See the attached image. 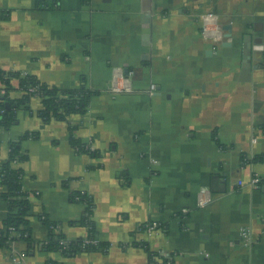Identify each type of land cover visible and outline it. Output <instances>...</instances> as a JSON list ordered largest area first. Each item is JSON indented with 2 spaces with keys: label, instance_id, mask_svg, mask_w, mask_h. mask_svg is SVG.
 <instances>
[{
  "label": "crops",
  "instance_id": "obj_1",
  "mask_svg": "<svg viewBox=\"0 0 264 264\" xmlns=\"http://www.w3.org/2000/svg\"><path fill=\"white\" fill-rule=\"evenodd\" d=\"M205 13L216 41L201 30ZM0 69L97 91L65 121H44L32 97L0 124V163L7 141L35 133L14 164L34 239L48 237L42 216L69 240L86 236L85 207L70 200L81 191L109 243L66 257L16 242L0 264H264V0H0ZM118 71L129 89L114 93ZM71 134L97 153L75 151ZM6 211L0 199V225Z\"/></svg>",
  "mask_w": 264,
  "mask_h": 264
},
{
  "label": "trees",
  "instance_id": "obj_2",
  "mask_svg": "<svg viewBox=\"0 0 264 264\" xmlns=\"http://www.w3.org/2000/svg\"><path fill=\"white\" fill-rule=\"evenodd\" d=\"M41 4V3H40ZM44 5V2L42 3ZM46 7L50 5L46 2ZM13 80L17 81L14 86ZM33 90L30 91L29 89ZM14 90L19 91L18 96H12ZM97 91L89 90L84 85L78 89H61L54 85H48L31 74H22L17 71H4L0 69V124L4 129H9L16 122V113L20 109L29 110L32 97L38 96L41 100V108L36 114L44 121L57 119L65 121L69 116L83 115L87 112L92 97ZM77 125H70L72 132ZM35 133H25L17 140L7 141V153L0 163V199L7 204L5 217L0 225V248L10 247L16 242H23L27 249L41 247L46 252L59 251L63 256H74L80 251H95L108 249L109 243L100 241L96 235L95 224L91 218L93 201L91 197L81 191L70 194V200L81 203L85 207V215L79 220L81 226L87 228L85 237L69 240L66 236L56 231L58 225L42 216L41 220L48 228V237L40 242L34 239L32 228L28 220L30 202L28 193L22 187L21 168L14 166L27 159V154L21 149V141L27 138H35ZM70 144L77 152H85L91 155L97 153L90 144L83 143L79 138L70 136ZM1 151V141H0ZM88 239L89 242L85 240ZM148 250L153 259L154 252ZM45 264H58L52 259L46 260Z\"/></svg>",
  "mask_w": 264,
  "mask_h": 264
},
{
  "label": "built area",
  "instance_id": "obj_3",
  "mask_svg": "<svg viewBox=\"0 0 264 264\" xmlns=\"http://www.w3.org/2000/svg\"><path fill=\"white\" fill-rule=\"evenodd\" d=\"M201 20H202V24H201V30L203 32V35L207 36V37H211V39L213 41H216L219 35V27L217 24V20H216V16L213 15L212 13H205L201 16ZM210 32H212V34H209ZM211 35V36H210ZM256 49H260L259 46L255 47ZM120 72L118 71L117 76H115L114 81H113V85H112V92L116 93V92H121L123 90H127L129 89L128 85L124 84H119L118 83V76H119ZM155 88L154 84H150L148 91L151 92L153 91ZM30 91H32L33 89L30 88ZM261 182L260 177L258 176H253L250 179V186L251 187H257L259 185V183ZM209 199V198H208ZM156 227L155 223H150L147 225V231L148 233H151ZM251 236V229L248 226H242L240 228V237L241 239L246 242L250 239ZM86 242H89L88 239L85 240Z\"/></svg>",
  "mask_w": 264,
  "mask_h": 264
},
{
  "label": "water",
  "instance_id": "obj_4",
  "mask_svg": "<svg viewBox=\"0 0 264 264\" xmlns=\"http://www.w3.org/2000/svg\"><path fill=\"white\" fill-rule=\"evenodd\" d=\"M244 57H245V59L246 60H248L249 58H250V54H251V44L249 43V44H245L244 45ZM125 71H126V69H125Z\"/></svg>",
  "mask_w": 264,
  "mask_h": 264
}]
</instances>
